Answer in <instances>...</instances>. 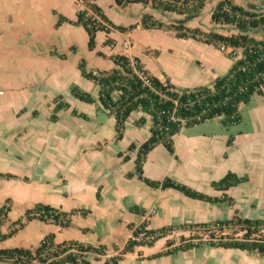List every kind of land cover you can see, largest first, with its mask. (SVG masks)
I'll list each match as a JSON object with an SVG mask.
<instances>
[{
    "label": "crops",
    "instance_id": "1",
    "mask_svg": "<svg viewBox=\"0 0 264 264\" xmlns=\"http://www.w3.org/2000/svg\"><path fill=\"white\" fill-rule=\"evenodd\" d=\"M218 1L206 3L185 26L204 31L201 19L213 26L209 13ZM230 1L264 11V0ZM90 2L114 26L138 24L143 14L165 24L182 19L141 5L118 8L112 0ZM83 8L78 0H0V174L10 176L0 179V207L6 202L9 206L0 234L12 229L35 204L64 213L75 211L67 228L34 219L24 223L0 241V249H31L50 234L54 244L72 241L103 246L104 256L87 254L84 260L104 264L130 239V229L144 224L145 230L172 231L150 246L122 255L117 264H264V254L208 245L151 258L164 250L165 242L182 234L177 231L181 226L227 221L234 213L246 220L264 221V94L250 97L256 101L248 111L250 127L244 133L228 134L226 130L184 136L180 129L170 138L171 154L157 144L144 157L143 178L156 182L167 178L218 202L190 199L173 189H151L133 174L135 150L125 151L129 144L137 148L148 138V117L131 112L122 137L115 140L114 120L96 102L97 87L80 76L77 64L84 60L86 70L107 72L114 67L110 57L122 55L135 59L148 76L181 91L209 88L231 61L211 45L138 26L125 33L110 31L107 36L97 32L89 51L80 26L67 22L55 26L58 17L73 22ZM231 33L235 34L231 30L219 34ZM248 35L261 40L264 30ZM106 37L111 45H104ZM123 42L128 49L133 42L142 49L123 55ZM73 87L88 93L94 102L74 99L70 95ZM57 98L66 108L57 111L51 121ZM245 105H238L237 110ZM140 118L144 123L136 125ZM237 119L235 124L240 122ZM118 153L129 159L121 161ZM226 173L243 181L224 191L212 188L211 183Z\"/></svg>",
    "mask_w": 264,
    "mask_h": 264
},
{
    "label": "trees",
    "instance_id": "2",
    "mask_svg": "<svg viewBox=\"0 0 264 264\" xmlns=\"http://www.w3.org/2000/svg\"><path fill=\"white\" fill-rule=\"evenodd\" d=\"M78 1L83 3L84 8L75 14V20L69 22L58 17L55 26L63 22L80 26L86 33V47L89 51L94 47L97 32L107 36L110 31L125 33L137 26L143 30L170 31L176 39H191L216 49L223 47L227 51L224 54L231 61V65L224 75L216 78L209 88L196 87L181 91H176L170 84H162L147 74V83L144 84L134 74V71L141 70L137 61L134 59V64L130 65L129 60L122 55L110 57L114 67L107 72L86 70L84 60L77 64L80 76L97 87L96 102L112 116L115 140L122 137L123 124L131 112L139 111L148 117L150 121L148 138L137 148L129 144L125 150L126 153L135 150L133 174L141 183L151 189H173L194 200L218 202V199L196 193L167 178L160 182L147 180L142 177V164L145 155L157 144H161L171 154L170 138L182 128L214 119H220L222 125L235 124L238 121V105L247 104L252 95L264 94V39H254L248 35L264 30V11L254 9L252 6H236L230 0L218 1L210 9L209 22L215 27L235 32L221 35L213 30L203 32L185 26V23L197 17L205 4L211 0H112L118 8L141 5L161 14L169 13L182 17L178 21L165 24L143 14L138 24L126 27L111 24L90 0ZM111 44L112 41L106 37L104 45ZM114 94L116 98L113 99ZM70 95L85 104L94 102L88 93L75 87L71 89ZM58 100L59 98L53 101L52 114L49 117L51 121L55 120L54 114L57 111L66 108V105ZM143 123L144 119L140 118L136 125ZM116 156L123 162L129 159L127 155L122 156L120 153ZM7 178L10 176L0 174V179ZM242 181L243 178L226 173L219 181L211 183V187L224 191ZM224 201L228 204L231 202L228 198H224ZM7 203L0 207V225L9 209ZM74 214L75 211L64 213L46 205L35 204L25 210L21 220L16 221L12 229L6 234H0V241L12 236L24 223L33 219L67 228ZM130 230L131 237L124 247L116 255L107 257L104 264H117L122 255L132 252L139 246H150L155 240L165 237L172 231L171 228L145 230L144 224ZM263 230L264 221L246 220L235 213L227 221L185 225L177 230L182 234L165 242L164 250L152 255L151 258L187 251L200 245L263 255L264 239L261 234ZM141 234L142 237L150 236L151 240L140 238ZM202 236H205V240H202ZM105 251L103 246L94 247L72 241L54 244L52 235L49 234L31 249H0V264H89L84 260L85 255L104 256Z\"/></svg>",
    "mask_w": 264,
    "mask_h": 264
},
{
    "label": "rangeland",
    "instance_id": "3",
    "mask_svg": "<svg viewBox=\"0 0 264 264\" xmlns=\"http://www.w3.org/2000/svg\"><path fill=\"white\" fill-rule=\"evenodd\" d=\"M199 23L203 24L204 27L203 32H208L211 30L223 34L227 32L225 28L223 29L220 27L210 26L209 24L206 23L204 19H201ZM140 49L142 48L137 43L133 42L131 48L124 50L122 54L129 55L130 54L129 51L135 52V51H140ZM255 101L256 98L253 96L247 105L240 106L238 108L237 116L240 118V122L237 124L228 126V125H222L220 123V120H209L202 124L182 128L180 134H183L184 136L213 135L215 133H223L226 130L228 134H232L235 130H240L244 133L250 127L248 111L255 104Z\"/></svg>",
    "mask_w": 264,
    "mask_h": 264
},
{
    "label": "built area",
    "instance_id": "4",
    "mask_svg": "<svg viewBox=\"0 0 264 264\" xmlns=\"http://www.w3.org/2000/svg\"><path fill=\"white\" fill-rule=\"evenodd\" d=\"M120 49H121L122 51L127 50V49H128V44H127L126 42L121 43V45H120ZM218 50H219L220 52H222V53H226V52H227V51H225V50L223 49V47H219ZM129 63H130V65H133V64H134V62H133L132 60H129ZM134 74H135V76H136L140 81H142L144 84L147 83V75H146V73H145L144 71H142V70H137V71H134ZM151 212H152V211H151ZM152 213H153V212H152ZM261 234H262V238L264 239V230L261 232ZM140 238H143V239L146 240V241L151 240V237H150V236H144V237H142V234L140 235ZM201 238H202V240H205V236H202Z\"/></svg>",
    "mask_w": 264,
    "mask_h": 264
}]
</instances>
